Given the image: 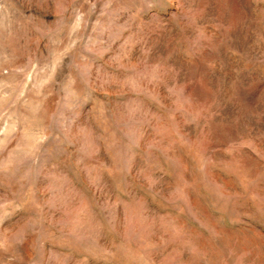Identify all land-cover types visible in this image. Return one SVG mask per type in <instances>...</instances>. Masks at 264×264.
<instances>
[{
    "label": "rangeland",
    "instance_id": "rangeland-1",
    "mask_svg": "<svg viewBox=\"0 0 264 264\" xmlns=\"http://www.w3.org/2000/svg\"><path fill=\"white\" fill-rule=\"evenodd\" d=\"M0 264H264V0H0Z\"/></svg>",
    "mask_w": 264,
    "mask_h": 264
}]
</instances>
